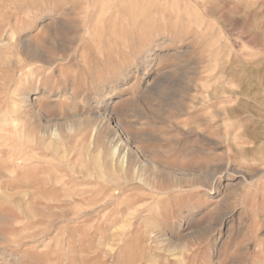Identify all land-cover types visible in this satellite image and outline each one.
Returning <instances> with one entry per match:
<instances>
[{"label": "rangeland", "instance_id": "374dc122", "mask_svg": "<svg viewBox=\"0 0 264 264\" xmlns=\"http://www.w3.org/2000/svg\"><path fill=\"white\" fill-rule=\"evenodd\" d=\"M262 29L264 0H0V264H259Z\"/></svg>", "mask_w": 264, "mask_h": 264}, {"label": "snow or ice", "instance_id": "6c2138e0", "mask_svg": "<svg viewBox=\"0 0 264 264\" xmlns=\"http://www.w3.org/2000/svg\"><path fill=\"white\" fill-rule=\"evenodd\" d=\"M261 33H264V29L261 30ZM251 39L254 42L253 46L259 47L264 53V34L252 35ZM262 248H264V245H262ZM259 264H264V252L261 253Z\"/></svg>", "mask_w": 264, "mask_h": 264}, {"label": "bare ground", "instance_id": "6f19581e", "mask_svg": "<svg viewBox=\"0 0 264 264\" xmlns=\"http://www.w3.org/2000/svg\"><path fill=\"white\" fill-rule=\"evenodd\" d=\"M100 2H101V0H100ZM32 174V173H31ZM34 175V174H33ZM33 175H31V176H33ZM34 177V176H33Z\"/></svg>", "mask_w": 264, "mask_h": 264}]
</instances>
